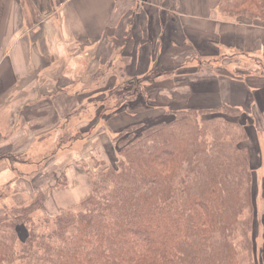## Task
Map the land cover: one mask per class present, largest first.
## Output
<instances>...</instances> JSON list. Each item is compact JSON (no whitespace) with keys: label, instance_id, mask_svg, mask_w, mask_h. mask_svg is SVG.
<instances>
[{"label":"trees","instance_id":"1","mask_svg":"<svg viewBox=\"0 0 264 264\" xmlns=\"http://www.w3.org/2000/svg\"><path fill=\"white\" fill-rule=\"evenodd\" d=\"M217 11L262 21L264 0H220ZM130 102L118 101L126 110ZM221 112L241 116L184 108L169 122L115 133L116 167L100 162L87 173L89 193L73 208L50 217L38 193L0 216V264H264L253 234V168L240 146L251 133L244 118L229 122Z\"/></svg>","mask_w":264,"mask_h":264},{"label":"crops","instance_id":"2","mask_svg":"<svg viewBox=\"0 0 264 264\" xmlns=\"http://www.w3.org/2000/svg\"><path fill=\"white\" fill-rule=\"evenodd\" d=\"M219 2L0 0V99L3 92L11 90L16 103L5 110L11 131L2 132L0 128V156L3 149L19 147L17 119L26 110L30 113L41 103H53L56 118L65 127L68 118L79 113L77 105L69 110L73 101L78 103V96H89L82 101L108 103V93L100 92L99 87L114 86L124 80L122 72L116 74L117 69L142 71L135 79L128 75L126 83L129 90L133 88V93H139L136 87L145 86L147 71L156 62L160 65L155 70L169 64L170 73L190 70L187 65L196 62L205 73L192 81L186 79L183 86L172 82L174 94L169 101L187 108L239 112L254 136L259 158L263 159L264 19H222L217 11ZM53 75L62 78L61 93L46 88ZM90 85H95L94 91L86 90ZM70 87L79 89L70 92ZM19 92L25 94L19 96ZM65 106L69 111L64 113ZM107 113L110 114L105 118L107 114L102 112L101 120L86 130L94 135L82 143L96 141L105 150H113L112 135L131 126L133 120L116 126L115 119L121 112L107 108ZM49 117L42 120L44 128L50 127ZM25 123L27 140L33 139V124ZM12 163L9 159L0 160V188L10 185L18 175ZM68 187L66 182L63 189ZM44 197L45 209L47 196Z\"/></svg>","mask_w":264,"mask_h":264},{"label":"rangeland","instance_id":"3","mask_svg":"<svg viewBox=\"0 0 264 264\" xmlns=\"http://www.w3.org/2000/svg\"><path fill=\"white\" fill-rule=\"evenodd\" d=\"M220 17L225 20L228 19L222 14H220ZM127 56L132 55L127 54ZM160 56L164 58L163 55ZM159 65L156 62L153 68L147 71L144 79L145 86L141 85L139 88L136 87L140 95H138L139 93H133L131 91L133 88L129 90L126 83L129 78L128 75L135 79L142 71L133 70L132 68L129 70L124 69L125 71L117 69L116 74L122 72L124 74V80L120 79L114 86L99 87L100 92L108 93V103H104L103 101H99V103L82 101V98L89 96H78V103L77 101H73L69 105V110L77 105L79 107V113L70 116L65 127H62V120L56 118V107L51 106L53 103L39 104L37 106L40 109L39 111L36 110L37 108L32 109L30 113L29 110H26L22 114V118L19 117L17 119V136H19L17 145L19 147L16 149L6 148L2 150V156L9 157L14 162L12 165L18 172V175L10 185L0 188V209H2L0 210V216L6 214L11 209L29 206L36 197V194L43 193L44 196H47L45 210L50 217H53L61 211L73 208L88 195L90 187L87 173H91L92 175V173L102 170L100 160H103L107 167H116L115 161H117L118 156L115 152L113 153L114 150H105L101 143L96 145V141H88L87 144L82 143L83 140H87L94 135L86 130L101 120V113L107 114H105V118L109 116L110 113H107V108L111 110L113 107L116 109L122 105V107L117 109L121 113L118 116L116 114V126L122 125L123 122L127 123V120H133L130 121L131 125L134 123L141 124L142 128H147L156 122L159 123L158 121H171V117L174 116L175 111L187 108L185 107L186 105L172 104L169 101L171 94H174V88L171 87V83H176L177 87L183 86L186 79L187 81L197 79L196 76L205 73V70L195 62L187 65L190 70L173 71L174 74L171 76L173 72L170 73L167 71V65L169 64H164L163 69L159 71L158 69L155 70L156 68L154 69V67L159 68ZM194 67L195 69H193ZM54 75L57 76V74ZM54 75L52 78L49 77L50 80L47 82V85H51L46 88L47 90L53 89V93H61L62 78H57ZM94 86L90 85L86 90L94 91ZM19 87L25 89L23 85H19ZM77 89L79 88L70 87L68 91L76 92ZM101 89L103 90L101 91ZM36 90V92H39L37 88ZM127 91H131L132 94ZM24 94L25 92H19V96ZM105 97L106 95L100 96V98ZM13 98L14 94L11 90H7L3 92L0 99V114L2 115L3 113V116H0V128H2V132L7 130L11 131L8 128L9 120L5 115V110L6 108H13L16 105ZM127 99L131 102L126 110L125 104L118 103V101L123 102ZM27 108L30 109L28 106ZM69 110L65 106L64 113ZM161 110L163 113L160 112ZM197 110L203 111L202 109ZM98 111L100 113L97 115ZM50 112L52 117H49ZM160 114L163 115L161 116ZM220 114L219 117L226 118L229 122L234 121L240 123L243 121L242 118H233L227 113L221 112ZM205 116L209 117L208 115ZM47 117H49L47 122L50 120V127L47 128L45 126L44 128L42 126V120H46ZM66 121L67 119L64 120V122ZM25 122H32L33 124V139L27 140V125ZM56 123L58 125L55 127ZM117 129L115 128V132ZM69 133V136H72V141L67 140L62 144L61 137ZM115 135L113 134L112 136L115 137ZM14 140L16 141V139ZM109 143L112 146L111 140ZM100 145L102 147L97 149ZM240 146L244 147L247 151L250 157V165L253 168L254 205L252 213H255L253 234L256 255L259 258H264V158H259L260 151L258 155L257 144L252 133L250 134L249 140L241 143ZM62 174L65 175L63 178ZM62 179L67 182L69 185L68 188H62ZM8 193L12 197L10 195L7 198ZM40 215V212H36L32 215V219L35 220Z\"/></svg>","mask_w":264,"mask_h":264}]
</instances>
